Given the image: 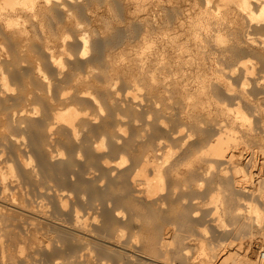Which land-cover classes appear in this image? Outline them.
<instances>
[{
	"label": "rangeland",
	"instance_id": "obj_1",
	"mask_svg": "<svg viewBox=\"0 0 264 264\" xmlns=\"http://www.w3.org/2000/svg\"><path fill=\"white\" fill-rule=\"evenodd\" d=\"M0 1H3V0H0ZM63 1L64 0H62V2ZM149 1L150 2L146 4L145 8H143L142 10H139L137 6L135 5L138 2L137 0H73V1L65 0L63 2L65 5H62V6L60 3L61 0H58V1L56 0L55 3H53L52 10L49 11L50 16L48 14L46 16L47 21L45 22L48 23V27H47V24L44 23L46 27H44L43 29L42 26H39L40 24L38 22L37 24L34 25V27L30 25L28 26V32L26 31L27 33L23 34V36L25 35L26 39L22 37L24 40L22 41V39L21 40L19 39L18 42L13 40L12 39L13 37L11 38V36L6 37L7 36L5 32L6 30L0 27L1 29H3V32H5V35H4L2 30L0 29V33H1L0 34V55H1L0 57L4 63L6 62L5 63L6 66H4V69L6 71L5 72L6 76H8L7 78H9L7 81H9L8 83L11 84V86L13 85L12 88L15 89V90L8 91L9 93L5 92L3 94L4 97L2 96V94L0 96V157H1L0 158V173L2 172L0 174V179L2 180L3 177H5V179H8L10 177L7 180V183H8L7 185L9 186L7 187L8 192H9L7 194L9 195H4L5 193L2 194L3 193V191H1L2 184L0 183L1 185L0 186V201H4L3 197L7 198V201L8 199L11 200L12 197L13 198L19 197V199L17 198L16 199L17 200L21 199L20 202L25 201L26 203L24 204L28 203L29 205L31 203L34 206L37 205L38 207L35 206L34 209L35 210L36 208L40 209V210L39 209L36 210L37 214H39V211H40V214H39L40 216L44 214L42 216L43 221L41 225L45 228V230L43 229L44 231L42 229H41L42 231L39 230L40 232H44V233L40 234V232H38L39 234H36L37 236L36 235L35 236L36 237L40 236V238L36 239L34 235L33 236L31 235L32 237L30 236V234L29 236H27V234L24 232L25 231L24 226L30 225L36 220L35 219L32 222V220L28 219L30 215L25 214L24 218H25L26 223L27 222L30 223V221L32 223L30 224L25 223L26 224L25 225L23 222L24 221L23 219L21 220L22 223L20 222V224L24 226L22 225L19 226V224L17 223L15 225V223H12L15 225V226L13 225L14 226L13 227L11 223H8V225L9 224L11 225L9 227L6 223V226L8 227H5V222H3L4 223L3 224L1 221L0 229L2 228V230L0 231V233L2 231L3 232L0 234L2 235L0 238V242L1 243L3 242L2 244H4L7 249L3 250L5 247H2L4 245H1L0 243L1 247L3 248L0 250V264H27V263L28 264H148V263L149 264H155V263L160 264L159 262L154 263V261L149 260L148 258L149 252H147L148 253L147 254L146 253L147 250L142 249L144 248L143 243H142L143 237L141 235L142 232L140 231H142L141 226L145 222L146 218H147V221L153 222L154 220V222L155 221L157 222L159 219L161 221H163V219L165 220V217L167 218L165 221L169 222L168 225L170 224H171L170 226L174 225L175 227L174 226L172 227H174L175 229L177 228V231H179L178 229L180 228V231H179L180 234L182 236L184 235L183 239L181 238L182 236H178L179 232H176L177 235L175 237L177 238H175L174 235L173 237L172 235L170 236L169 240L171 241L175 240L171 242V245L168 244L170 245L169 247H171V249L169 248L168 251L172 252V253L170 252L172 254L171 258L174 259V260L170 259L171 261H174V263L172 262V264H193V263L200 264L201 260L203 259V256L202 254H200L201 250L199 249V246L203 239H204L203 242L207 244L213 243V245L216 246L215 248V246L212 245L215 248V250L217 249V247L219 248L215 251L217 252V257L212 259L216 263H212V264H222L220 262L223 260L224 257H226L227 254H225V252L227 248L228 249L230 248L239 249L240 250L239 253H241V256H242L243 253L247 250L249 240L252 238H253L252 239L253 246L251 247L250 256L252 260L257 261V264H259V261H263V260H260V258L258 257V250H260L261 246L263 247L264 245V218L260 222L249 219L250 212L248 210L247 205L249 202H256L259 204L260 208L264 209V201L263 202L261 201L262 196H264V155H263L264 154V42H263L264 23H260V22L258 23L256 22V20H254L255 22L250 21L249 18L245 19L246 17L243 18L245 21L243 22L244 23L243 25H246V24L247 25L243 26L242 29H240L241 32L239 33L241 34L239 37L240 38L242 37L245 40L244 38L246 37L245 31L249 28L248 31H250V35L253 36V39L256 40L255 41L256 43L252 42L250 47H247L244 42L243 43L245 45L242 43L241 44L242 46L241 45L238 46L235 43H233L229 47L227 46V49H230V51L233 53L235 52L234 53L235 57H233L232 59L230 58L231 60L223 59V58H226V57L229 58V57L227 55L225 56V54L221 52V49H219L217 45H212L213 42H210L208 44V47L210 46L212 48L211 50V48L209 47L210 48L209 50H211L212 52H214L215 50V52L219 54L218 57L224 54L223 57H220L221 63L219 67H216L218 66L217 63H214V61H209L210 59H208L206 63L211 64V65H207L208 69H213L215 67L220 68L222 64V66L225 67V68L222 67L223 70L224 69L226 70V71H223L221 69L220 72L218 70V73L216 72L217 70L215 69L211 70L212 73L209 72L208 74L209 83H210V79L214 81V83L212 81L211 82L215 85L213 86L216 89L214 87L212 88H214L215 92L218 93L216 95L217 97L220 94L219 96L223 98L222 100L224 101V104L226 101L227 105H229L228 109L230 108L231 105L234 106L235 104H236L235 108L233 107V109H236L240 103V105L244 108V110L242 107L239 106L240 109H242L243 112L248 111L246 112L247 114L245 113L248 116V119L246 118L247 120H240V119H245V118H240L238 116L236 118L237 114L235 110L233 109L232 111L231 109L229 111L235 112V113H231L227 111L223 112L222 105L225 107L226 104L224 105L223 102L221 101L222 103L221 102L218 103V106H221L220 108L216 106L217 104L215 105L211 104V106L209 107L208 105H204L202 106L204 108L200 107L199 112L201 114L199 112L197 114H198V119L200 118L199 120L201 121V126H199L200 130H197L198 126H196L197 128L196 127L187 128V127H192L191 124L187 123V120H186V124H188L187 126H185L186 124H182V123H185L184 122L185 118L183 120V116L185 112L183 110L186 109V106H185L186 103L182 105V103L184 102L181 96L183 95H180L179 92L178 94L176 93L177 91H180V89L182 90V87L185 86L187 81H189V83L187 82L188 84H186V86H188L190 89H193V90L196 89L197 79L196 78L194 79L195 77L194 75H193L194 77L192 78V75H191L193 72L195 73L196 67L194 66L195 68L193 67L194 69L191 68L190 70L189 66H191V64L188 65V67H187V64H184L183 66L185 67L183 68L185 69L184 70L180 69L185 72V73L182 72L183 74L189 73L191 75L189 78L190 80L187 79V81H181L185 83V84H182V86H181V82H179L180 80L183 79V76H185L179 70L180 68L179 64L182 65V63H179V64L175 63L176 65L172 63L174 66L173 67L171 66V68H174L175 66H177L175 68L179 67L178 70L177 69L172 70L169 68L174 73L176 71L177 73L179 72L178 74L179 78L182 76V79L177 78L178 77L176 75L177 73L175 74L172 73L174 74L172 75L170 74L171 72L168 73L170 78H167L168 74L167 73L165 74L164 72L160 71L161 69H159L160 67L158 65L160 63L156 64V62L158 61H156V58L153 55L154 47L152 46L153 50L152 49L149 50L146 47V44L144 46V40H145L144 36L146 34V31H145V24L143 23V18L146 17V18L152 19L153 14H154L153 3L151 4V0ZM199 1H200V4L204 2V0L202 1L199 0ZM59 4L61 7L59 6ZM95 5L98 6V8H95L96 7ZM165 7H167V5H165ZM168 8L167 9L165 8V10H167L165 12H168V15L171 17L167 15L166 16L169 20L172 21L173 19L172 17L174 16V14L170 10L171 8L169 5H168ZM48 17H51L50 18L51 20L48 21L49 19ZM35 20L37 21L38 19H35ZM244 27L246 29H244ZM45 31L47 34L45 33ZM48 31L49 33L51 32L50 37L48 35L49 34ZM52 33L53 34L56 33V35L54 36ZM47 35L48 37H46ZM85 36L88 38H84ZM15 38L16 40H18L17 36H15ZM82 38H84L85 40H82ZM84 41L86 42L85 44H84ZM141 44L143 45L140 46ZM52 50H54L53 53H52ZM220 52L222 54H220ZM106 54L108 57L106 56ZM227 54L229 53L227 52ZM246 54L248 55V57ZM52 55L53 56L55 55V57L53 58ZM141 56L143 57V58H140L142 61L138 59L139 62L137 63V58ZM244 56H246V58H244ZM54 59L56 60V62ZM57 59L59 60V62ZM149 60L151 61V63ZM242 60L244 61L247 60V63H248V65L246 64L247 67H245L246 65L241 63ZM152 62L155 64H153ZM135 63L136 65H138V67L135 65ZM139 63L141 65L140 68H139ZM39 65L41 69L39 68ZM130 65L132 66L131 68H130ZM242 65H244V67ZM249 65L252 68L251 67L248 68ZM43 66H44V69H43ZM146 66L148 67V69L144 71V68H147ZM210 66H212V68H209ZM116 67H118V69H116ZM186 67L189 69H187ZM37 68L40 69V72L39 70H37ZM112 68H115L118 73ZM141 68L143 69L144 72L141 71L142 70ZM230 68L231 69L233 68V69L231 70ZM245 68L253 70L252 73H249L250 71L248 72V69L246 71ZM41 70L43 72H41ZM150 70L153 71L152 75H151ZM188 70L190 72H187ZM146 72L148 73L146 74ZM154 73L157 75H154ZM160 74L163 75V77L165 76V78H167V79L164 78L165 80L163 79V82L164 81L168 82L170 80L169 83L167 84H171V85L168 87L166 84L168 89L162 86L163 83L161 82H162L163 77L160 76ZM158 75L162 77L160 79L161 84L158 81L159 78H155L156 76L159 77ZM86 76L90 77L94 83L99 84L100 86L101 85L104 86L105 84L107 85L108 84L107 80H110V82L108 81L109 84L107 85V87L110 85L109 86L110 88H107L105 86L107 90L101 89L100 91V89L95 90V88L88 89V87L87 88L85 87L86 88L85 90H88L86 92H89V91L91 92L89 93L83 92V94L81 93L79 95H76L75 94L76 92L74 91L76 90L75 85L81 82L79 80L80 77L84 78ZM149 76L150 77L155 76L153 78L157 80L153 79L155 80L154 82L157 83L158 81L159 83L158 85L155 84L157 87L160 88V90L159 88H157L158 91L155 90L156 88H155L154 83H153V86L155 89L151 85L155 93L152 91L150 86H148L151 84V83L148 84V82H150V80L152 79V78L150 79ZM217 76L218 77L221 76V79L218 78ZM172 77H174V80H172ZM60 78H61V81H59ZM176 79H178L177 80L178 82H174ZM218 79L220 80L217 81ZM222 79H224L225 81ZM145 80L147 84L145 83ZM153 80H151V82H153ZM192 80L193 81L195 80V81L193 82ZM222 81L224 82V84ZM25 82H27L26 84H29V85H25ZM170 82L174 84L177 83L179 86H181L180 88L177 85L180 89L176 85L174 86V87H177L174 89L175 91L177 90L175 94H174V91L171 90L173 89L172 86L174 84ZM219 82H221V84ZM226 82L230 83L231 85L230 89H234L233 93H232V90H230L232 94L230 93V91H228L229 88H227V86L229 87V85H226L225 87ZM46 83L50 84L51 88L49 85L48 87ZM55 83L56 85H54ZM79 85L80 83L78 84V86ZM159 85H161V87ZM71 86H73L74 89L72 88L71 90ZM212 88H211V91H212ZM50 89L52 90V92ZM0 90H1V87H0ZM94 90L97 92H95ZM167 90H169L168 93H167ZM170 90L172 91L173 96H171ZM61 94L63 95V97H65V95L68 97L62 98ZM181 94H183V92H181ZM159 99L160 100L163 99V101L161 102ZM218 99H220V97H218ZM116 100L117 102L115 103ZM62 102L65 104H62ZM53 104L56 107H54ZM175 104H177V106ZM183 106L185 108H183ZM61 108L63 111H65L64 109L74 108L77 112H79L77 113V116H76V120H75L76 122H74V124H76L74 126V128H76L75 130L71 126H69L68 123H66L65 121L63 120L60 121V118H55L56 116H54L55 114L53 113H56V111H59ZM219 109H222V111H220ZM22 110L25 112L22 113L21 112ZM62 110L61 112H63ZM13 112H17V114L13 116ZM58 113L59 112H57L56 114ZM181 113L183 114L181 115ZM208 113L211 115V117ZM246 115L245 117H247ZM17 117L18 118L20 117V121L18 120ZM180 118L182 119L180 120ZM56 119H59V120H56ZM165 120L167 121L165 122ZM243 122L245 123V125H243ZM164 123L165 124L167 123V124L162 126L161 124H164ZM224 124H225V127H224ZM230 124L231 125L233 124V125L231 126ZM51 125L53 127H50ZM118 125L119 126L121 125V127L119 128ZM183 125L184 127H182ZM198 125H200V123H198ZM227 125L228 127H226ZM201 127L204 130L201 129ZM217 127L220 128V130ZM230 127L233 129H230ZM222 128H224V130L225 128L227 129L229 128L230 130H233V132L236 130L235 135H238V140H234L236 143H234V141L232 140L234 143L233 145L232 141L230 140L231 145L229 143L228 144L229 146L227 145L228 147L225 148V152L223 151L224 155L222 156L223 157L225 156L227 159L226 158L224 159L222 156L219 157V155L217 156L214 154L205 155L203 162H206V163L202 164L201 163L202 161H199V163L202 164L203 168L201 164L199 165L202 169L206 170V173L200 168L201 170H199L198 176L203 171L205 175L202 173L203 177H202V174H201V177L202 178L205 177L206 179L204 178L205 180L203 182V179L201 177H198L200 178V184H201V186L199 185L200 187L198 186V183L194 182L195 183L194 186L192 183H191L192 186H189L191 189L186 188L188 187L186 185L187 179H185V175L187 173L186 172L187 162H184V161H187L185 160L187 159V156L185 152H181V151H184V149L188 146L189 143L190 145L191 144L193 145L195 142L197 145L194 144L193 147L196 146V148L197 146L199 148L198 144L200 143L202 144V145L200 144V148L201 146L204 147L205 144L209 145L212 134L215 133L214 136L216 137V135H218V133L222 130ZM176 129L177 131H175ZM180 129H182V131ZM224 130L221 132L224 133L225 135L226 132ZM74 131L76 132V134ZM174 131H175V134H174ZM242 135L243 137H241ZM155 136H159V138L156 137L155 139ZM182 136H184V138ZM165 138L166 139L168 138V139L166 140ZM157 139L158 140L160 139L163 142H161L160 144L161 146L158 147L159 150H155V148L158 149L157 146L154 148L151 147V149H154L156 151L157 153L156 154L155 151L151 150L149 146H151L153 143L155 144L156 142H152V141L153 140L155 141ZM177 139H179L180 141ZM184 139L187 140L188 142H187V146L185 145L184 149H182L180 147H183L182 145L184 143L183 142ZM200 140L203 142H201ZM207 140L208 142H206ZM177 146L179 147V149ZM17 147L21 151V154H22L21 158L23 157L22 159L19 158L20 153ZM168 147H170L171 149H169ZM146 148L150 155L151 153H153L152 151H154V154H152L151 157L148 154V152L144 151ZM149 149L151 150V152ZM167 149H168V152H165L167 151ZM176 149L179 152H176V151L174 152V150ZM3 151L4 152L6 151V152L4 153ZM142 151H144L148 155V157H150L149 161H152V159L153 160L155 159L156 162L161 161V159H163L162 158L163 155L167 156L168 153L172 152L173 153L172 157L171 159H169L170 161L172 160L170 164L174 165V167L179 165L178 166L179 170L176 169L175 167L176 170L175 172H173V176H172V177H175L177 180L175 178L167 179L166 177V179H164L165 181H163L164 190L160 189L158 193L155 192L154 194H151L152 196L149 195L150 197H147L148 195H147L146 189L148 188H147V185L145 184L146 182H144V180H146L147 177L141 176L142 180L139 178L138 179L139 181L137 180L135 183L132 182L131 180V178L133 177L132 175H134L137 172V170H139L138 168H140L141 166L138 163L140 157L136 158L137 157L136 154L139 153L140 155V152ZM232 151L235 152V155H234L235 158L233 157V159H231V157L234 154ZM164 152L166 153V155ZM155 154H156L157 160L155 157H152ZM230 155L232 156L230 157ZM250 155H251V158H250ZM170 156L171 154L169 155V157ZM180 156L182 158H185V157L186 158L182 159ZM207 157L211 159L210 160L211 162H209ZM122 158L124 159L126 158L125 159L126 161L124 162V164L122 163L123 166L122 165L120 166V164L118 163H120ZM216 159H219V160H216ZM180 161H182V163H180ZM236 161H239L240 163L242 162L241 165L244 166L242 167L243 173L241 174L240 172L242 171L236 172L235 170L234 165ZM108 162H109V165H108ZM176 162L177 163L179 162V163L176 164ZM149 163H152V162H149ZM25 164H27L26 167H25ZM151 166L152 164H150L148 167L146 166L145 168L146 169L145 173L147 171L146 173L147 175L152 174ZM33 169L34 171L31 172ZM9 170L10 172H8ZM5 172H7L8 174ZM149 175H148L149 178L153 177V175L151 176ZM222 175L224 176V179H227V178L230 179L231 184L234 182L236 183V184L235 183L232 184L233 188L232 187L231 188L233 190L231 189V191L232 193L235 194L236 200L239 201L238 205L240 204L239 206L240 207L242 206L243 208L242 209L243 212L241 213L239 219H235L233 216H229L231 214L229 212H226L223 208L224 206L222 202H224V200L225 201L227 200L226 194L224 193L226 192L227 188H225L226 186L223 188L224 185L222 183H224L223 182L224 180H223ZM178 178L180 180H178ZM182 178L183 180H181ZM18 179H19V182L17 181ZM220 179L222 180V182L219 181ZM240 179H242L243 182ZM140 180L142 181V183L140 182ZM170 180H173L174 182ZM180 181L185 182L186 187ZM173 183L175 184L176 187L178 186V188H175ZM220 183L222 185H220ZM218 184L221 188V191L219 189V186H216ZM13 185L14 186L16 185V187H14ZM171 189L173 190V192H171ZM175 189L176 190L178 189V190L176 191ZM175 191L177 194L174 193ZM216 191H218V193L220 191L219 193L220 198L218 200L217 199L218 195H217V198L215 200L217 201V204L215 201H214L215 202L214 204V202L212 201V196L218 194ZM229 191L227 190L226 193H229ZM12 192L16 193V196L14 195V193H13L14 195L13 196L11 194ZM10 194L12 196H10ZM198 194L199 196L194 198ZM237 194H239V196ZM9 196L11 199L9 198ZM222 196L223 198H221ZM237 196L239 197V199H237ZM126 197L127 198L129 197L130 199H134L133 201H137V202H134V203H137L135 204L136 206L133 205L136 208L135 207H133V209L132 207L128 208V206H126L127 203L124 204L123 199H125ZM159 198H162L163 200L164 199L165 200L163 201L161 199L162 200L161 201ZM157 199L159 202L156 201ZM166 199H168L169 202H166V204H164ZM26 200L29 202H27ZM209 204H213V205H209ZM31 206L32 205H29V208L27 207L28 209H30V211H31ZM236 206H237V203H236ZM41 208H43L45 211ZM181 208L183 209L181 210ZM34 209L32 208V211L35 212ZM178 210H181V211L178 212ZM183 210L185 212L184 215L182 214ZM205 210H208V211L204 212ZM224 211L226 213H224ZM76 212L81 215L79 216L82 218L81 220L82 222H78V223L76 222L75 219L76 217H78ZM192 212L194 213L192 214ZM195 212L197 215H195ZM175 213L177 214L180 213L183 216L180 217V215H176ZM206 213L208 216L206 215ZM210 213L211 215H209ZM213 213H216V215L219 214L218 215L219 217H217ZM164 214H166L167 216H165ZM32 215H35V214H32ZM174 215L176 217H174ZM187 216L188 218H192V217L193 218L191 220L190 219L188 220ZM220 216L223 217L222 219H223V222H225L224 224L221 221L222 219H220L221 218ZM33 217H36V216H32L30 218L33 219ZM46 217L48 218L45 219ZM36 218L38 222L39 217H36ZM50 218H51V221H50ZM173 218L174 219L176 218V219L173 221ZM182 218L183 219L185 218L184 219L185 222L182 221L183 220ZM179 219L181 220V222ZM196 219L198 220L196 221ZM245 219L249 220V222H247V220L245 221ZM46 220L52 223L47 224V225L43 224L44 221ZM169 220L173 222L174 224L170 223ZM218 221L220 225L219 223H217ZM244 221L246 225L243 224ZM49 222L46 221L45 223H49ZM126 222H128L127 225H126ZM82 223H84L85 226H81L83 225ZM89 223L90 225L88 226L89 228L88 229L87 224ZM130 223H132V225ZM2 226L4 228H8V230L9 228L12 227L13 228V229L11 228L12 231L16 227L14 232L21 234V236L19 235L18 237L17 235L16 238L11 237L10 235H7V234L6 236L5 234H3L4 230ZM191 226L193 227L191 228ZM17 227L19 228V230ZM40 228L42 227L40 226ZM78 229L86 230L90 232L91 234L90 233L89 234L91 236L86 235L87 236L86 237L85 234L83 235V233L81 232L83 236L81 235L82 238H80L81 237L80 230ZM120 229H121L122 234L123 232L125 234V235L121 234L123 237L120 236V233H121L119 231ZM77 231H79V235H77L78 234ZM21 232L22 233L24 232V233L22 234ZM117 232L121 239V240L118 239V241H116L115 239V233L117 234ZM198 233H199V236L197 235ZM189 234L194 235V236H191ZM137 236L139 240L137 239ZM179 237L182 240V241L179 240V242L181 241V243L182 242L187 243L191 249V250L189 249L190 251L188 250L189 253L187 256H185V258H189L188 260L184 259L182 255H180L181 257L177 255V258H176V254H174L179 249L178 248L179 245L181 246L184 245V243L179 244V242H177V240L180 239ZM185 237L189 239L187 240V238ZM184 239L186 240L183 241ZM35 240H37V244H39L40 242L39 247L35 246L36 242L31 243V242H34ZM132 240H134L136 243ZM49 242H50V245H46ZM19 243L21 244L19 245ZM133 244L134 245L136 244V245L134 246ZM187 244L185 245L187 246ZM6 245H9V246L7 247ZM26 245L27 247H25ZM174 247L176 248V250L174 249ZM20 248L22 250H19ZM133 251L135 253L137 252L138 255H136ZM206 251L208 252L209 249H207ZM144 253H145V256H144ZM141 256L143 257L141 258ZM175 259H177V261H175ZM179 259H183V260H179ZM171 261L169 264H171ZM225 264H240V263L231 261L230 263H225Z\"/></svg>",
	"mask_w": 264,
	"mask_h": 264
},
{
	"label": "bare ground",
	"instance_id": "obj_2",
	"mask_svg": "<svg viewBox=\"0 0 264 264\" xmlns=\"http://www.w3.org/2000/svg\"><path fill=\"white\" fill-rule=\"evenodd\" d=\"M55 1L56 0H54V2H53V0H3V1H0V24L3 26H1L0 25V27L1 28H4V30H6L5 32H6V37H10L11 36V38L13 39V40H15V41H19V39L21 40L22 39V41L24 40L23 38H25V35L23 36V34H26L27 32H28V26H30V25H32L33 27H34V25L35 24H37V22L40 24L39 26H42L43 27V29H44V27H46V25L45 24H47V27H48V23H46L45 21H47V18H46V16H47V14L50 16V14H49V11H51L52 10V6H53V3H55ZM58 1V0H57ZM65 1V0H64ZM63 1V2H64ZM73 1V0H72ZM138 2L135 4L136 6H137V8L139 9V10H142L143 8H145V6H146V4H148L150 1L149 0H137ZM202 1V0H201ZM62 2V0H61V6L62 5H65L64 3ZM93 2V1H92ZM57 3H59V2H57ZM153 3V11H154V14H153V18L152 19H149V18H143V23L145 24V31H146V34H145V36H144V38H145V40H144V46H145V44H146V47L150 50V49H152L153 47H154V56H155V58H156V61H158V62H156V64L157 63H160V64H158L159 65V69H161L160 71H162V72H164L165 74L167 73H170V74H172V73H174L172 70L173 69H177L178 70V68H179V70L180 69H182V70H184L185 68H183V67H185V66H183L184 64H187V67H188V65H190L191 64V66H189V68H190V70H191V68L192 69H194L195 67H196V70H195V73L193 72L192 73V71H191V75H192V78L194 77V79L196 78L197 79V87H196V89L195 90H193V89H190L188 86H186V84H188L189 83V81H187V79H189L190 78V74L189 73H186V74H183L182 72H184V71H182V70H180L181 71V73L183 74V75H185V76H183V79H182V76L180 77L182 80H180L179 82H181V81H187L186 82V84L185 83H183V82H181V86H182V84H185V86L184 87H182V90L180 89L181 88V86H179L177 83H172V82H170V83H172V84H174L172 87H173V89H171L172 91H174V94H175V92L177 91H175L174 89L175 88H177L178 86L180 87H178L179 89H180V91L181 92H183V94H181V92L180 91H177L176 93L178 94V92L180 93V95H183V96H181L182 97V100H183V102L184 103H182V105L183 104H185V106H186V109L185 110H183L185 113H184V116H183V120H184V118H185V120H184V122L185 123H182L183 122V120H182V124H186V120H187V123H189V124H191V126L192 127H187V128H193V127H196V126H198V128H197V130H200L199 128V126H201V121L198 119V112L200 111V107L201 108H204V107H202V106H204V105H208V107L209 106H211V104H217L216 106H218V103L219 102H223V104H224V101L222 100L223 98H221V96H219L218 95V97H220V99H218V97L216 96L218 93H216L215 92V85L213 84L214 83V81L213 80H211L210 79V83H209V80H208V78H209V76H208V74H209V72H211L212 73V71L211 70H213V69H215V70H217L216 72L218 73V70H219V72L221 71V69L223 70V68H225V67H223L222 66V64H221V66H220V68H216V67H219V65H220V63H221V60H220V57H223V55L225 54V56L227 55L229 58H223V59H229V60H231L233 57H235L234 55V53L233 52H231L230 51V49H227V46L229 47L230 45H232L233 43H235V44H237L238 46L239 45H241L243 42L246 44V46L247 47H250L251 46V43L253 42H255L256 40H254L253 39V36H251L250 35V31H248V29L245 31L246 33H245V36L246 37H244L245 38V40L243 39H241L239 36H240V34L241 33H239V32H241L240 31V29H242V27L243 26H246V25H243L244 23L243 22H245L244 21V19L243 18H245V19H247V18H249V20L250 21H254V20H256V22H260V23H264V0H204V2L202 3V4H200V1L199 0H151V4ZM91 4V3H90ZM99 5V4H98ZM165 5H167V7H165ZM168 5L170 6V10L172 11V13L174 14V16L172 17L173 19H172V21L171 20H169L168 18H167V16H169L168 15V12H165V11H167V10H165V8L167 9L168 8ZM59 6H60V4H59ZM60 6V7H61ZM67 6V5H66ZM87 6H88V4H87ZM96 6V5H95ZM92 7V6H91ZM94 7V6H93ZM70 8V7H69ZM90 8V7H89ZM95 8H98V6H96ZM54 9V8H53ZM71 9V8H70ZM70 9H68V10H70ZM88 9V8H87ZM169 9V8H168ZM92 10V9H91ZM52 13V12H51ZM165 13H167V14H165ZM97 14V13H96ZM70 15V14H69ZM71 15H72V13H71ZM167 15V16H166ZM66 16V15H65ZM54 17V16H53ZM70 17H72V16H70ZM76 17V16H75ZM169 17H171V16H169ZM45 18H46V20H45ZM49 19H48V21L49 20H51L50 18L51 17H48ZM35 19H38L37 21L35 20ZM171 19V18H170ZM74 20H76V19H74ZM60 21V20H59ZM68 21V20H67ZM141 21V20H140ZM105 22V21H104ZM255 22V21H254ZM45 23V24H44ZM78 23H79V21H78ZM111 23V22H110ZM43 24H44V26H43ZM52 24V23H51ZM106 24V23H105ZM65 25V24H64ZM107 25H108V23H107ZM249 25V24H248ZM259 25V24H258ZM60 26V25H59ZM63 26V25H62ZM66 26V25H65ZM64 26V27H65ZM67 27V26H66ZM106 27V26H105ZM0 28V29H1ZM50 28V27H49ZM62 28V27H61ZM30 29H32V28H30ZM106 29V28H105ZM244 29H246L245 27H244ZM2 30V32H3V29H1ZM42 30V29H41ZM49 30V29H48ZM66 30V29H65ZM144 30V29H143ZM27 31V32H26ZM30 31V30H29ZM47 31V30H46ZM46 31H45V33H46ZM55 31V30H54ZM5 32H3V34L5 35ZM31 32V31H30ZM62 32H64V31H62ZM45 33H44V35H45ZM48 33H49V31H48ZM51 33V32H50ZM50 33L48 34L49 35V37H50ZM1 34V33H0ZM47 34V33H46ZM53 34V33H52ZM51 34V35H52ZM57 34H59V33H57ZM48 35L46 36V37H48ZM54 36L56 35V33H54L53 34ZM52 35V36H53ZM15 36H17V39L18 40H16V38H15ZM63 36H64V34H63ZM243 36V35H242ZM23 37V38H22ZM142 37V36H141ZM84 38H88V37H84ZM84 38H82V40H85ZM26 39V38H25ZM56 39V38H55ZM253 39V40H252ZM3 40V39H2ZM142 41V40H141ZM2 42V41H1ZM25 42V41H24ZM30 42V41H29ZM51 42V41H50ZM60 42V41H59ZM210 42H213V44L212 45H217L218 46V48L219 49H221V52H223L224 54H222L221 52H220V54H222V56H220V57H218V53H216L215 52V50H214V52H212L211 50H212V48H211V50H209L210 48L208 47V44L210 43ZM263 42H264V40H263ZM86 42L84 41V44H85ZM243 43V44H244ZM256 43V42H255ZM48 44V43H47ZM244 44V45H245ZM20 45H22V44H20ZM143 44H141L140 46H142ZM60 46V45H59ZM62 46V45H61ZM153 46V47H152ZM242 46V45H241ZM261 46V45H260ZM262 46H263V44H262ZM49 47V46H48ZM52 47V46H51ZM50 47V48H51ZM64 47V46H63ZM139 47V46H138ZM150 47V48H149ZM17 48V47H16ZM53 48H54V46H53ZM143 48V47H142ZM147 48H146V50H147ZM21 49V48H20ZM64 49V48H63ZM145 49V48H144ZM232 49V48H231ZM153 50V49H152ZM20 51V50H19ZM53 51L54 50H52V53H53ZM4 52V51H3ZM67 52V51H66ZM81 52H83V51H81ZM85 52V51H84ZM227 52L229 53V54H227ZM243 52V51H242ZM261 52H262V50H261ZM14 53V52H13ZM86 53V52H85ZM84 53V54H85ZM217 55H216V54ZM50 54H51V52H50ZM109 54V53H108ZM138 54V53H137ZM142 54V53H141ZM148 54V53H147ZM140 55V54H139ZM143 55V54H142ZM150 55V54H149ZM247 55V54H246ZM1 56V55H0ZM3 56V55H2ZM83 56V55H82ZM106 56H107V54H106ZM114 56V55H113ZM151 56V55H150ZM149 56V57H150ZM52 57L54 58L55 57V55L53 56L52 55ZM108 57V56H107ZM247 57H248V55H247ZM135 58V57H134ZM140 58H143L142 56L141 57H139V58H137V63L139 62V60H141ZM231 58V59H230ZM242 58V57H241ZM244 58H246V56H244ZM243 58V59H244ZM10 59V58H9ZM56 59V58H55ZM54 59V60H55ZM139 59V60H138ZM154 59V58H153ZM208 59H210L209 61H214V63H217V65L218 66H214L213 64V66L215 67V68H213V69H208V66L207 65H211V64H207L206 62L208 61ZM222 59V58H221ZM235 59V58H234ZM237 59V58H236ZM239 59V58H238ZM58 60V59H57ZM110 60V59H109ZM112 60V59H111ZM114 60V59H113ZM119 60V59H118ZM150 60H152V59H150ZM149 60V61H150ZM155 60V59H154ZM228 60V61H229ZM115 61V60H114ZM134 61V60H133ZM142 61V60H141ZM223 61V60H222ZM54 62V61H53ZM55 62H56V60H55ZM58 62H59V60H58ZM61 62V61H60ZM148 62V61H147ZM225 62V61H224ZM232 62V61H231ZM239 62H241V61H239ZM6 63V62H5ZM5 63L2 61V59H1V57H0V87H1V90H0V96H1V94H2V96L4 97V93L5 92H8V91H11V90H15L14 88H12L13 87V85L11 86V84H9L8 82L9 81H7L9 78H7L8 76H6V71H5V69H4V66H6L5 65ZM11 63V62H10ZM62 63V62H61ZM116 63V62H115ZM142 63V62H141ZM143 63H144V61H143ZM150 63H151V61H150ZM150 63H148V64H150ZM153 63V62H152ZM176 65V64H179V63H182V65L181 64H179V67L178 68H175V67H177V66H175L174 68H171V66L173 67L174 65ZM176 63V64H175ZM242 64H244V65H248V63H247V60L246 61H244V60H242V62H241ZM54 64V63H53ZM126 64V63H125ZM134 64V63H133ZM153 64H155V63H153ZM193 64H195V65H193ZM227 64V63H226ZM57 65V64H56ZM71 65V64H70ZM117 65V64H116ZM115 65V66H116ZM119 65V64H118ZM135 65H136V63H135ZM147 65V64H146ZM150 65H152V64H150ZM149 65V66H150ZM157 65V66H158ZM230 65H232V64H230ZM241 65V64H240ZM244 65H242L243 67H244ZM247 65L245 66V67H247ZM61 66V65H60ZM127 66V65H126ZM134 66V65H133ZM137 67H138V65H136ZM140 63H139V68H140ZM148 66V65H147ZM146 66V67H147ZM195 66V67H194ZM228 66V65H227ZM92 67V66H91ZM132 66L130 65V68H131ZM136 67V68H137ZM144 67H145V65H144ZM151 67V66H150ZM182 67V68H181ZM186 67V68H187ZM194 67V68H193ZM223 67V68H222ZM251 66L249 65V67L248 68H250ZM39 68L41 69V67H40V65H39ZM39 68H37V70H39V72H40V69ZM120 68V67H119ZM129 68V69H130ZM134 68V67H133ZM132 68V69H133ZM158 68V67H157ZM157 68H156V70H157ZM172 69V70H170V69ZM189 68H187V69H189ZM209 68H212V66H210ZM247 68V69H248ZM252 68V67H251ZM43 69H44V66H43ZM61 69V68H60ZM75 69V68H74ZM94 69V68H93ZM92 69V70H93ZM112 69H114L115 71H116V69H118V67H116V69L115 68H112ZM131 69V70H132ZM142 69V68H141ZM146 69H148V67L147 68H144V71H146ZM150 69H152V68H150ZM154 69H155V67H154ZM170 71H169V70ZM231 69V68H230ZM233 69V68H232ZM231 69V70H232ZM239 69V68H238ZM246 69V68H245ZM247 69H246V71H247ZM95 70V69H94ZM126 70H128V69H126ZM137 70V69H136ZM208 70H210V71H208ZM228 70H229V68H228ZM237 70V69H236ZM141 71H143V69L141 70ZM143 71V72H144ZM149 71V70H148ZM151 71V75L153 74L152 72V70H150ZM160 71H159V73H160ZM223 71H226L225 69L223 70ZM245 71V72H246ZM250 71V72H249ZM252 71L253 70H251V69H248V72L249 73H252ZM41 72H43L42 70H41ZM60 72V71H59ZM75 72V71H74ZM117 72V71H116ZM138 72V71H137ZM142 72V73H143ZM161 72V73H162ZM187 72H190L189 70L187 71ZM215 72V71H214ZM213 72V73H214ZM247 72V73H248ZM70 73V72H69ZM77 73V72H76ZM118 73V72H117ZM121 73H122V71H121ZM127 73V72H126ZM135 73V72H134ZM148 72H146V74H147ZM150 73V72H149ZM156 73V72H155ZM154 73V75H157V74H155ZM158 73V72H157ZM158 73V74H159ZM175 73H177V71L175 72ZM174 73V74H175ZM185 73V72H184ZM37 74H39V73H37ZM42 74V73H41ZM44 74V73H43ZM133 74V73H132ZM137 74V73H136ZM140 74V73H139ZM164 74V75H165ZM174 74H172V75H174ZM179 72L175 75L178 79H180L179 78ZM46 75V74H45ZM71 75V74H70ZM73 75H75V74H73ZM72 75V76H73ZM86 75V74H85ZM135 75V74H134ZM138 75V74H137ZM142 75V74H141ZM172 75H170V76H172ZM181 75V74H180ZM194 75V76H193ZM220 75H222V74H220ZM59 76V75H58ZM69 76V75H68ZM132 76V75H131ZM145 76V75H144ZM159 76V75H158ZM160 76H162L163 77V75H161L160 74ZM155 77V76H149V78L151 79V80H153V79H155V78H159V83H160V79L162 78V77ZM174 76V77H175ZM211 76V75H210ZM214 76V75H213ZM225 76V75H224ZM245 76V75H244ZM24 77V76H23ZM40 77V76H39ZM43 77V76H42ZM153 77H155V78H153ZM174 77H172V80H174ZM218 77V76H217ZM46 78V77H45ZM65 78V77H64ZM79 78V77H78ZM81 78V77H80ZM79 78V80L81 81V82H79L80 83V85L78 86V84H76L75 85V89L76 90H74L76 93V95H79V94H83V92H86V91H88V90H85L87 87H88V89L89 88H91V89H93V88H95V90L97 89V90H99L100 89V91H101V89L103 90V89H106V87H107V85L109 84V82H110V80H107V85L105 84L104 86L103 85H99V84H96V83H94L92 80H91V78L90 77H88V76H86V77H82L81 79ZM130 78V77H129ZM132 78V77H131ZM133 78H135V77H133ZM140 78V77H139ZM148 78V79H149ZM165 78V76L162 78V82L161 83H163L162 84V86L163 87H165L166 89H168V87L171 85V84H167V83H169V81L167 82H163V79ZM167 78H170L169 77V74H168V77ZM167 78H165V79H167ZM218 78H220L221 79V76H219ZM222 78H223V76H222ZM225 78V77H224ZM41 79V78H40ZM42 79H44V78H42ZM68 79V78H67ZM66 79V80H67ZM108 79V78H107ZM148 79H146V80H148ZM149 79V80H150ZM164 79V80H165ZM178 79H176L174 82H178L177 80ZM220 79H218L217 81H219ZM226 79V78H225ZM229 79V78H228ZM58 80V79H57ZM76 80V79H75ZM78 80V79H77ZM134 80V79H133ZM143 80V79H142ZM141 80V81H142ZM146 80H145V83L147 84V82H146ZM151 80H150V82H148V84H150V85H148V86H150V88L152 89V87L154 88V86H153V83H154V85L156 84V85H158L159 83H158V81H157V83H155L154 81L155 80H157V79H155V80H153V82H151ZM171 80V81H172ZM190 80V79H189ZM222 80H224V79H222ZM227 80V79H226ZM59 81H61V78H60V80ZM109 81V82H108ZM131 81V80H130ZM139 81V80H138ZM193 81V80H192ZM195 81V80H194ZM193 81V82H194ZM208 81V82H207ZM213 83H212V82ZM225 81V80H224ZM228 81V80H227ZM24 82V81H23ZM29 82V81H28ZM223 82V81H222ZM27 82H25V85H29V84H26ZM41 83V82H40ZM144 83V82H143ZM142 83V84H143ZM144 83V84H145ZM160 83V84H161ZM212 83V84H211ZM220 84H221V82H219ZM24 84V83H23ZM44 84H45V82H44ZM47 84V83H46ZM140 84V83H139ZM166 84H167V86H166ZM180 84V83H179ZM195 84V83H194ZM217 84V83H216ZM223 84H224V82H223ZM222 84V85H223ZM50 86V84H47V86ZM54 85H56V83L54 84ZM61 85V84H60ZM151 85H152V87H151ZM155 85V90L156 91H158V89L157 88H159V87H157ZM177 86V87H174V86ZM193 85V84H192ZM212 85V86H211ZM214 85V86H213ZM226 85H229V87L227 86V88H229V90L228 91H230V90H232V93H233V90L234 89H230L231 88V85H230V83L229 82H226V84H225V87H226ZM42 86V85H41ZM48 86V87H49ZM104 88H103V87ZM106 86V87H105ZM110 86V85H109ZM107 87V88H110V87ZM160 87H161V85H159ZM191 86V85H190ZM224 86V85H223ZM30 87V86H29ZM45 87V86H44ZM53 87V86H52ZM57 87V86H56ZM86 87V88H85ZM171 87V88H172ZM193 87V86H192ZM191 87V88H192ZM212 87H214V88H212ZM28 88V87H27ZM31 88V87H30ZM47 88V87H46ZM50 88H51V86H50ZM55 88V87H54ZM59 88V87H58ZM58 88H56V89H58ZM72 88L74 89V87L73 86H71V90H72ZM211 88H212V91H211ZM48 89V88H47ZM162 89H164V88H162ZM178 89V90H179ZM31 90V89H30ZM41 90V89H40ZM51 90V89H50ZM54 90V89H53ZM64 90V89H63ZM94 90V91H95ZM107 90V89H106ZM159 90H160V88H159ZM170 90V92H171V96H173V94H172V91ZM214 90V91H213ZM62 91V90H61ZM114 91V90H113ZM152 91H153V89H152ZM28 92V91H27ZM32 92V91H31ZM30 92V93H31ZM51 92H52V90H51ZM89 92H91V91H89ZM89 92H86V93H89ZM95 92H97V91H95ZM105 92V91H104ZM154 92V91H153ZM169 92V90H167V93ZM216 93V94H214V93ZM218 92V91H217ZM9 93V92H8ZM33 93V92H32ZM36 93V92H35ZM64 93V92H63ZM66 93V92H65ZM93 93V92H92ZM114 93V92H113ZM112 93V94H113ZM155 93V92H154ZM165 93V92H164ZM164 93H162V94H164ZM211 93H213V94H211ZM229 93V92H228ZM230 93H231V91H230ZM231 93V94H232ZM237 93V92H236ZM85 94V93H84ZM99 94V93H98ZM34 95V94H33ZM57 95V94H56ZM55 95V96H56ZM62 95V94H61ZM109 95V94H108ZM159 95H161V94H159ZM45 96V95H44ZM157 96V95H156ZM164 96V95H163ZM2 97V98H3ZM61 97V96H60ZM65 97H68V96H66L65 95ZM65 97H63V95H62V98H65ZM107 97V96H106ZM160 97V96H159ZM214 97H215V99H214ZM216 97H217V99H216ZM226 97V96H225ZM72 98V97H71ZM156 98V97H155ZM236 98V97H235ZM55 99V98H54ZM68 99V98H67ZM97 99V98H96ZM165 99V98H164ZM173 99V98H172ZM231 99V98H230ZM52 100V99H51ZM57 100V99H56ZM63 100V99H62ZM160 100V99H159ZM171 100V99H170ZM233 100V99H232ZM240 100H241V98H240ZM64 101V100H63ZM72 101V100H71ZM156 101V100H155ZM161 102L163 101V99L162 100H160ZM165 101V100H164ZM230 101V100H229ZM234 101V100H233ZM232 101V102H233ZM248 101H250V100H248ZM117 102V100L115 101V103ZM221 102V103H222ZM255 102V101H254ZM52 103H53V101H52ZM69 103V102H68ZM113 103V102H112ZM114 103V104H115ZM156 103V102H155ZM159 103V102H158ZM221 103H220V105H221ZM237 103H239V102H237ZM56 104V103H55ZM62 104H65V103H63L62 102ZM180 104V103H179ZM225 104L227 105V103H226V101H225ZM224 104V105H225ZM51 105V104H50ZM69 105V104H68ZM156 105V104H155ZM176 106H177V104H175ZM226 105H225V107L222 105V108H223V112H225V111H227V112H231L232 111V109H233V107L235 108V105L234 106H230V108L228 109V106L229 105H227V107H226ZM53 106H54V104H53ZM66 106V105H65ZM242 107L241 105H240V103H239V105H238V107L236 108V109H233V110H235V112H236V118H237V116L238 117H240V118H245V119H240V120H247L248 119V116L246 115L247 113L246 112H248V111H244L243 112V110H244V108H243V110L242 109H240V107ZM23 107V106H22ZM54 107H56V106H54ZM63 107V106H62ZM219 108L221 107V106H218ZM245 107V106H244ZM58 108H59V106H58ZM183 108H185L184 106H183ZM224 108H225V110H224ZM231 109V111H229ZM36 110V109H35ZM50 110H51V108H50ZM55 110V109H54ZM61 110H62V108L59 110V111H56V113L57 112H59L58 114H56V113H53V114H55L54 116H56L55 118H60V121L61 120H63V121H65L66 123H68V125L69 126H71L74 130L76 129V128H74V126L76 125V124H74V122H76L75 120H76V116H77V113H79V112H77L74 108H69V109H64L65 111H63V112H61ZM208 110V109H207ZM215 110H216V108H215ZM215 110H213V111H215ZM220 111H222V109H219ZM248 110V109H247ZM218 111V110H217ZM22 113L23 112H25V111H21ZM34 112V111H33ZM42 112V111H41ZM167 112V111H166ZM235 112H231V113H235ZM21 113V114H22ZM36 113H37V111H36ZM179 113V112H178ZM200 113V112H199ZM205 113V112H204ZM246 113V114H245ZM17 114V112H13V116H15ZM183 113H181V115H182ZM201 114V113H200ZM209 114V113H208ZM223 114H225V113H223ZM23 115V114H22ZM28 115V114H27ZM36 115V114H35ZM51 115V114H50ZM210 115V114H209ZM215 115V114H214ZM245 115L247 116V117H245ZM26 116V115H25ZM33 116V115H32ZM166 116V115H165ZM208 116V115H207ZM210 117H211V115H210ZM223 117V116H222ZM226 117V116H225ZM234 117V116H233ZM5 118V117H4ZM18 118V117H17ZM78 118V117H77ZM235 118V119H236ZM247 118V119H246ZM79 119V118H78ZM77 119V120H78ZM160 119H162V118H160ZM164 119V118H163ZM182 118H180V120H181ZM227 119V118H226ZM250 119V118H249ZM252 119V118H251ZM5 120V119H4ZM15 120V119H14ZM18 120L20 121V117L18 118ZM23 120V119H22ZM40 120V119H39ZM56 120H59V119H56ZM207 120V119H206ZM211 120V119H210ZM215 120V119H214ZM110 121V120H109ZM162 121V120H161ZM160 121V122H161ZM167 120H165V122H166ZM237 121V120H236ZM55 122V121H54ZM163 122V121H162ZM216 122V121H215ZM214 122V123H215ZM223 122V121H222ZM52 123V122H51ZM50 123V124H51ZM198 123H200V125H198ZM210 123V122H209ZM55 124V123H54ZM167 124V123H166ZM165 123L164 124H161L162 126L163 125H166ZM181 124V125H182ZM206 124V123H205ZM67 125V124H66ZM188 124H186L185 126H187ZM204 125V124H203ZM212 125V124H211ZM231 125V124H230ZM233 125V124H232ZM231 125V126H232ZM235 125V124H234ZM242 125V124H241ZM243 125H245V123L243 122ZM108 126V125H107ZM119 126V125H118ZM253 126V125H252ZM4 127V126H3ZM50 127H53L52 125L50 126ZM49 127V128H50ZM104 127V126H103ZM121 127V125L119 126V128ZM182 127H184V125L182 126ZM224 127H225V124H224ZM226 127H228V125L226 126ZM235 127V126H234ZM244 127H246V126H244ZM247 127H249V126H247ZM108 128V127H107ZM186 128V129H187ZM214 128V127H213ZM218 128V127H217ZM72 129V130H73ZM201 129H203L202 127H201ZM207 129V128H206ZM219 130H220V128H218ZM227 128H225V130H224V128H222V130L221 131H225L226 133H225V135H224V133H222L221 131L218 133V135H216V137L214 136L215 135V133H213L212 134V139L210 138V143H209V145H207V144H205L204 145V147H206V148H204L203 146H201V148H200V144H198L199 145V148H198V146H197V148H196V146H194L193 147V145L194 144H196L195 142H194V144L192 145H190V143L188 144V146H187V140H183V147H180V148H182V149H184V147H185V145L187 146L185 149H184V151H181V152H185L186 153V156H187V159H185V158H182L181 156V158L182 159H185V160H187V161H184V162H187L186 163V166H187V173H186V175H185V179H187V186L188 187H186V185H185V182H181V183H183L184 184V186L186 187V188H189V189H191L189 186H192V184H193V186H194V184L195 183H198V186L200 185L201 186V184H200V178H198V177H201V174L203 173L204 175H205V173H206V170H204V169H202L203 168V166H202V164L203 163H206V162H203V159H204V156L205 155H207V154H214V155H219V157L220 156H222V155H224L223 153L225 152V148H227L229 145V143H230V145H231V142H230V140L232 141H234V140H238V135H235L236 134V130H235V128H234V132H233V130H230V129H233V128H231L230 127V129L228 128L227 130L229 131H227L226 130ZM251 129V128H250ZM6 130V129H5ZM71 130V129H70ZM122 130V129H121ZM181 131H182V129H180ZM184 130V129H183ZM204 130V129H203ZM219 130H217V131H219ZM57 131V130H56ZM141 131V130H140ZM175 131H177V129L175 130ZM175 131H174V134H175ZM180 131V132H181ZM202 131V130H201ZM239 131V130H238ZM247 131H249V130H247ZM75 132V131H74ZM208 132V131H207ZM211 132V131H210ZM141 133V132H140ZM178 133V132H177ZM176 133V134H177ZM196 133V132H195ZM197 133H199V132H197ZM202 133V132H201ZM238 133V132H237ZM241 133V132H240ZM75 134H76V132H75ZM170 134H172V133H170ZM203 134H205V133H203ZM217 134V133H216ZM254 134V133H253ZM52 135V134H51ZM112 135V134H111ZM200 135V134H199ZM241 135V134H240ZM53 136V135H52ZM175 136V135H174ZM248 136V135H247ZM156 137H158L159 138V136H155V139H156ZM162 137V136H161ZM161 137H160V139H161ZM183 138H184V136H182ZM190 137V136H189ZM197 137V136H196ZM215 137V138H214ZM241 137H243V135L241 136ZM169 138V137H168ZM167 138V139H168ZM171 138V137H170ZM176 138V137H175ZM174 138V139H175ZM188 138V137H187ZM200 138V137H199ZM202 138H204V137H202ZM207 138V137H206ZM214 138V139H213ZM54 139V138H53ZM154 139V138H153ZM153 140L152 142H156L154 145L152 144L151 146H149L150 147V149H151V147H156L157 146V148L159 147V146H161L160 144H161V142H163L162 140ZM166 139V138H165ZM165 139H164V141H165ZM166 139V140H167ZM194 139V138H193ZM201 139V138H200ZM244 139V138H243ZM15 140H17V139H15ZM170 140V139H169ZM177 140H179V139H177ZM182 140V139H181ZM197 140V139H196ZM202 140V139H201ZM200 140V141H201ZM209 140V139H208ZM208 140L206 141V142H208ZM253 140V139H252ZM180 141V140H179ZM205 141V140H204ZM233 141H232V143H233ZM22 142V141H21ZM169 142V141H168ZM198 142V141H197ZM201 142H203V141H201ZM240 142H241V140H240ZM165 143V142H164ZM199 143V142H198ZM234 143H236L235 141H234ZM234 143H233V145H234ZM168 144V143H167ZM163 145V144H162ZM178 145V144H177ZM180 145H181V143H180ZM179 145V146H180ZM197 145V144H196ZM202 145V144H201ZM228 145V146H227ZM239 145H240V143H239ZM148 146V145H147ZM165 146H166V144H165ZM6 147V146H5ZM178 147V146H177ZM18 148V147H17ZM169 149H171L170 147H168ZM174 148V147H173ZM172 148V149H173ZM7 149V148H6ZM5 149V150H6ZM149 149V150H150ZM162 149V148H161ZM178 149H179V147H178ZM229 149V148H228ZM18 150H19V148H18ZM151 150H154V149H151ZM151 150H150V152H151ZM155 150H159V148L158 149H156L155 148ZM154 150V151H155ZM239 150V149H238ZM145 152H148L147 151V148L144 150ZM144 151H142V152H140V155H139V153H137L136 154V158H138V157H140L139 158V161H138V163H139V165H141L140 166V168H138L139 170H137V172L134 174V175H132L133 177L131 178V180H132V182H136L139 178L142 180V177H147V179L146 180H144V182H146L145 184L147 185V188L148 189H146L145 191L147 192V197H150V196H152L151 194H154L155 192L156 193H158L159 192V190L160 189H163V181H165L164 179H166V177H167V179L168 178H175V177H172L173 176V172H175V170L176 169H178V166L179 165H177V166H175L176 167V169H175V167H174V165H171L170 163H171V161L169 160V159H171V157H172V152L171 153H168L167 154V156H162V158L163 159H161V157H160V159H161V161H159V162H156L155 161V159L153 160L152 159V161H149V158L151 157V155L152 154H154V151H152L153 153H151V155L149 154V152H148V154L150 155V157H148V155L144 152ZM173 151V150H172ZM179 152L177 149L176 150H174V152ZM224 151V152H223ZM4 152V151H3ZM6 152V151H5ZM4 152V153H5ZM158 152V151H157ZM165 152H168V149H167V151H165ZM164 152V153H165ZM180 152V153H181ZM233 152V151H232ZM19 155H20V159H22L21 158V156H22V154H21V151L19 150ZM155 153H156V151H155ZM179 153V154H180ZM234 153V154H233ZM232 154H233V156L232 155H230V157H231V159H233V157L235 158V152H233ZM157 154V153H156ZM156 154L154 155V156H152V157H155L156 158ZM171 154V156L169 157V155ZM184 154V153H183ZM227 154V153H226ZM24 155V154H23ZM130 155H132V154H130ZM165 155H166V153H165ZM175 155V154H174ZM185 155V154H184ZM264 155V154H263ZM262 155V156H263ZM178 156V155H177ZM238 156V155H237ZM174 157V156H173ZM209 157V156H208ZM207 157V158H208ZM223 157V156H222ZM239 157V156H238ZM243 157V156H242ZM1 158V157H0ZM159 158V157H158ZM180 158V159H181ZM211 158V157H210ZM213 158V157H212ZM217 158V157H216ZM224 159L226 158L225 156L223 157ZM229 158V157H228ZM250 158H251V155H250ZM126 159V158H125ZM124 158H122L121 159V161H120V163H118V164H120V166L122 165L123 166V164H124V162L126 161ZM159 159V160H160ZM172 159H174V158H172ZM181 159V160H182ZM206 159V158H205ZM227 159V158H226ZM240 159V158H239ZM138 160V159H137ZM156 160H157V158H156ZM179 160V159H178ZM207 160V159H206ZM208 160H209V162H211L210 160L211 159H209L208 158ZM216 160H219V159H216ZM235 160V159H234ZM174 161V160H173ZM199 161H202L201 163H199ZM212 161H213V159H212ZM149 162H152V163H149ZM175 162V161H174ZM183 162V163H184ZM234 162V161H233ZM123 163V164H122ZM137 163V164H138ZM179 163V162H178ZM177 162H176V164H178ZM180 163H182V161H180ZM232 163V162H231ZM242 163V162H241ZM241 163L239 162V161H236L235 162V165H234V167H235V170H236V172H240V171H242V172H240V174L241 173H243V168L242 167H244V166H242L241 165ZM247 163V162H246ZM28 164V163H27ZM27 164H25V167L27 166ZM150 164H152V174H148L149 176H151V175H153V177L151 178H149L148 177V175L146 174L147 173V171H146V173H145V168H146V166L148 167ZM172 164H174V163H172ZM199 164H201V166H202V168L200 167V165ZM108 165H109V162H108ZM210 165V164H209ZM184 166V165H183ZM183 166H181V167H183ZM180 167V168H181ZM230 167V166H229ZM29 168V167H28ZM185 168V167H184ZM203 170V171H205V173L202 171V173L201 174H199V176H198V173H199V170H201V169ZM212 168V167H211ZM27 169V168H26ZM229 169V168H228ZM234 169V168H233ZM11 170V169H10ZM10 170L8 171V172H10ZM179 170V169H178ZM177 170V171H178ZM185 170V169H184ZM210 170V169H209ZM231 170V169H230ZM6 171V170H5ZM34 171V169L31 171V172H33ZM132 171V170H131ZM212 171V170H211ZM228 171V170H227ZM12 172V171H11ZM181 172V171H180ZM184 172V171H183ZM2 173V172H1ZM0 173V174H1ZM5 173H7V172H5ZM182 173V172H181ZM215 173V172H214ZM233 173V172H232ZM235 173V172H234ZM253 173V172H252ZM8 174V173H7ZM11 174H13V173H11ZM10 174V175H11ZM180 174V173H179ZM203 174H202V177H203ZM219 174V173H218ZM237 174V173H236ZM246 174V173H245ZM9 175V176H10ZM129 175V174H128ZM231 175V174H230ZM244 175V174H243ZM242 175V176H243ZM6 176V175H5ZM14 176V175H13ZM138 176H140V177H138ZM142 176V177H141ZM179 176V175H178ZM182 176V175H181ZM208 176V175H207ZM237 176V175H236ZM7 177V176H6ZM136 177H137V179H136ZM176 177H177V175H176ZM180 177V176H179ZM201 177V178H202ZM210 177V176H209ZM217 177V176H216ZM220 177V176H219ZM222 177H223V182L225 183H222L224 186H223V188L225 187V188H227V190L229 191V193H226L227 192V190L226 189H224V190H226V192H224L223 190V192L226 194V198H227V200L225 201L224 199V202H222L223 203V208H224V210L226 211V212H229L231 215H229V216H233L235 219H239L240 218V215H241V213L243 212L242 211V206L240 207L239 205H238V200H236V198H235V194L234 193H232V191H231V189L233 188V186H232V184H234L235 182H234V180H233V182L234 183H232L231 184V182H230V179H224V176L222 175ZM226 177H227V175H226ZM10 178V177H9ZM8 178V179H9ZM13 178V177H12ZM184 178V177H183ZM183 178L181 179V180H183ZM205 178V177H204ZM204 178H202L203 179V182H204V180L206 179H204ZM221 178V177H220ZM8 179H5V177H3L2 178V180H1V184H2V187H1V191H3V193L2 194H4V195H9V194H7V193H9L8 192V188L7 187H9L7 184V180ZM16 179H17V177H16ZM15 179V180H16ZM176 179V178H175ZM174 179V180H175ZM213 179V178H212ZM215 179V178H214ZM239 179V178H238ZM237 179V180H238ZM11 180V179H10ZM140 180V182L142 183V181ZM177 180V179H176ZM178 180H180L179 178H178ZM241 181H242V179H240ZM244 180V179H243ZM254 180V179H253ZM12 181V180H11ZM18 182H19V179L17 180ZM139 181V180H138ZM170 181H172V182H174L173 180H170ZM198 181V182H197ZM207 181V180H206ZM214 181V180H213ZM218 181V180H217ZM216 181V182H217ZM219 181H221L222 182V180L220 179ZM13 182V181H12ZM179 182V183H180ZM195 182V183H194ZM211 182V181H210ZM239 182V181H238ZM243 182V181H242ZM9 183H11V182H9ZM17 183V182H16ZM188 183H189V185H188ZM192 183V184H191ZM209 183V182H208ZM165 184V183H164ZM172 184V183H171ZM177 184V183H176ZM205 184H207V183H205ZM216 184V183H215ZM221 183H220V185H222ZM236 184V183H235ZM242 184V183H241ZM240 184V185H241ZM20 185V184H19ZM173 185L175 186V184L173 183ZM182 185V184H181ZM197 185V184H196ZM1 186V185H0ZM14 186V185H13ZM13 186H11V187H13ZM199 186V187H200ZM206 186V185H205ZM209 186V185H208ZM213 186V185H212ZM216 186H219V184L218 185H216ZM14 187H16V185L14 186ZM146 187V186H145ZM169 187V186H168ZM173 187V186H172ZM222 187V186H221ZM232 187V188H231ZM252 187V186H251ZM165 188V187H164ZM175 188H178V186L176 187L175 186ZM183 188V187H182ZM218 188V187H217ZM13 189V188H12ZM11 189V190H12ZM219 189H220V191H221V188H220V186H219ZM17 190V189H16ZM164 190V189H163ZM176 190V189H175ZM178 190V189H177ZM176 190V191H177ZM214 190H215V188H214ZM217 190V189H216ZM233 190V189H232ZM250 190V189H249ZM253 190V189H252ZM43 191V190H42ZM168 191V190H167ZM176 191L174 192V193H176ZM199 191V190H198ZM220 191H219V193H220ZM16 192V191H15ZM22 192V191H21ZM24 192V191H23ZM32 192V191H31ZM142 192V191H141ZM165 192V191H164ZM171 192H173V190L171 189ZM195 192H196V190H195ZM217 193H218V191H216ZM253 192V191H252ZM13 193L14 192H12L11 194L13 195ZM19 193V192H18ZM198 193V192H197ZM212 193V192H211ZM216 194V195H213L212 196V201L214 202L215 200H216V198H217V195H218V200H219V195L220 194ZM10 194V196H12ZM21 194V193H20ZM146 194V193H145ZM169 194V193H168ZM177 194V193H176ZM188 194V193H187ZM192 194V193H191ZM190 194V195H191ZM194 194V193H193ZM258 194V193H257ZM14 195L16 196V193H14ZM13 195V196H14ZM18 195V194H17ZM59 195V194H58ZM150 195V196H149ZM172 195H173V193H172ZM195 195V194H194ZM193 195V196H194ZM224 195V194H223ZM238 196H239V194H237ZM245 195V194H244ZM260 195V194H259ZM258 195V196H259ZM10 196H9V198H10ZM155 196V195H154ZM184 196V195H183ZM187 196V195H186ZM192 196V195H191ZM197 196H199V194L198 195H196L194 198H196ZM203 196V195H202ZM210 196V195H209ZM237 196V199H239V197ZM261 196H262V194H261ZM2 197V196H1ZM140 197V196H139ZM142 197V196H141ZM146 197V198H147ZM185 197V196H184ZM4 198V201H0V222L2 221V223L3 222H5V227H10L11 225L9 224L8 225V223H15V225H16V223L17 224H19V226H21L22 224H20V222L22 223V221L21 220H23L24 219V224L26 223V221H25V214L26 215H30V217H32V216H36V217H39V221L37 222V218L36 217H33V219L32 218H30L29 216H27V217H29L28 219H30V220H32V222H33V220H35L36 221V223H35V221L32 223L31 221H30V223H32V224H30L29 222H27L28 224H30V225H27V226H24V225H22V226H24V228H25V233L27 234V236H29V234H30V236L32 235H36V234H39L38 232H40L39 230H45V228L41 225V223H42V221H43V215L42 216H40L39 214H40V211H39V214H37L36 213V210L37 209H39V208H36V210L34 209L35 208V206H37V205H33V204H29V205H32L31 206V211H30V209H28L29 208V205H28V203L27 204H24V203H26L25 201H21L20 202V200H17V199H19V197H16V198H13L12 197V199L11 200H9L8 199V201H10V202H8L7 201V198H5V197H3ZM22 198V197H21ZM59 198H60V196H59ZM152 198V197H151ZM154 198V197H153ZM168 198V197H167ZM169 198H171V197H169ZM221 198H223V196L221 197ZM225 198V197H224ZM246 198V197H245ZM260 198V197H259ZM16 199V200H15ZM160 200L162 199V198H159ZM177 199V198H176ZM181 199V198H180ZM186 199V198H185ZM188 199V198H187ZM241 199V198H240ZM2 200V199H1ZM5 200H6V202H5ZM25 200V199H24ZM60 200H62V199H60ZM134 199H130L129 197L127 198H125V199H123V201H124V204H126V206H128V208H131L132 207V209H133V207H135L136 205L135 204H137V203H134V202H137V201H133ZM135 200H137V199H135ZM163 200V199H162ZM161 200V201H162ZM165 200V199H164ZM163 200V201H164ZM17 201H18V203H17ZM27 201V200H26ZM32 201V200H31ZM122 201V200H121ZM156 201H158V199L156 200ZM160 201V202H161ZM171 201V200H170ZM211 201V202H212ZM261 201L263 202L264 201V196H262V199H261ZM27 202H29V201H27ZM61 202H63V201H61ZM159 202V201H158ZM166 202H169V200L168 199H166V201H165V203L164 204H166ZM192 202H194V201H192ZM216 202V204H217V201H215ZM215 202H214V204H215ZM65 203V202H64ZM122 203V202H121ZM176 203V202H175ZM199 203V202H198ZM236 203H237V206H236ZM63 204V203H62ZM163 204V203H162ZM193 204V203H192ZM133 205H135V206H133ZM159 205V204H158ZM195 205V204H194ZM206 205V204H205ZM209 205H213V204H209ZM34 206V207H33ZM130 206V207H129ZM140 206V205H139ZM142 206V205H141ZM199 206V205H198ZM221 206V205H220ZM28 207V208H27ZM38 207V206H37ZM138 207V206H137ZM216 207V206H215ZM218 207V206H217ZM247 207H248V210H249V212H250V214H249V219H252V220H255V221H261L263 218H264V209H262V208H260V206H259V204L258 203H256V202H249L248 203V205H247ZM32 208L35 210V212L34 211H32ZM60 208V207H59ZM136 208V207H135ZM146 208V207H145ZM183 208H184V206H183ZM183 208H181V210L183 209ZM202 208V207H201ZM41 209H43V208H41ZM171 209V208H170ZM173 209V208H172ZM245 209V208H244ZM40 210V209H39ZM44 210V209H43ZM72 210V209H71ZM181 210H178V212L179 211H181ZM198 210V209H197ZM200 210H202V209H200ZM45 211V210H44ZM75 211H77V210H75ZM129 211V210H128ZM138 211V210H137ZM170 211V210H169ZM189 211H191V210H189ZM206 211H208V210H205L204 212H206ZM211 211V210H210ZM209 211V212H210ZM212 211H213V209H212ZM215 211H217V210H215ZM219 211V210H218ZM224 211V213H226ZM34 212V213H33ZM147 212V211H146ZM150 212V211H149ZM152 212V211H151ZM42 213H43V211H42ZM77 213V212H76ZM120 213V212H119ZM142 213H143V211H142ZM173 213V212H172ZM181 213V212H180ZM177 214V213H175L176 215H180V217H182L183 215H184V210H183V212H182V214ZM194 212H192V214H193ZM197 213H198V211H197ZM200 213V212H199ZM216 213H218V212H216ZM216 213H213V214H215L216 215ZM248 213V212H247ZM32 214H35V215H32ZM186 214H187V212H186ZM191 214V215H192ZM212 214V215H213ZM228 214V213H227ZM32 215V216H31ZM77 215H78V217H76V222L78 223V222H82L81 220H82V218L80 217L81 215L80 214H78L77 213ZM76 215V216H77ZM80 215V216H79ZM119 215V214H118ZM134 215H136V214H134ZM149 215V214H148ZM162 215V214H161ZM165 216H167L166 214H164ZM189 215V214H188ZM195 215H197L196 214V212H195ZM206 215H207V213H206ZM209 215H211V213L209 214ZM219 215V214H218ZM218 215H216L217 217H219ZM223 215V214H222ZM169 216V215H168ZM171 216V215H170ZM173 216V215H172ZM199 216H201V215H199ZM208 216V215H207ZM214 216V215H213ZM45 217V216H44ZM81 219H80V218ZM174 217H176L175 215H174ZM185 217H186V215H185ZM216 217V218H217ZM221 217V216H220ZM246 217V216H245ZM40 218H42V219H40ZM48 217H46L45 219H47ZM77 218H79V219H77ZM150 218H151V216H150ZM163 218V217H162ZM193 218V217H192ZM192 218H188V216H187V219L189 220H191ZM223 217H221L220 219H222ZM228 218V217H227ZM247 218V217H246ZM44 219V220H45ZM132 219V218H131ZM142 219V218H141ZM167 218L165 217V220H166ZM169 219V218H168ZM176 219V218H175ZM174 218H173V221L175 220ZM181 219V218H180ZM179 219V220H180ZM183 219V218H182ZM185 219V218H184ZM184 219L182 220V221H184ZM199 219V218H198ZM198 219H196V221L198 220ZM201 219V218H200ZM214 219V218H213ZM225 219V218H224ZM248 219V218H247ZM247 219H245V221L247 220ZM27 220V219H26ZM41 220V221H40ZM78 220V221H77ZM160 220V219H159ZM155 221L154 222V220H153V222L152 221H147V218H146V220H145V222L142 224V231H140V232H142V237H143V247L144 248H142V249H146L147 251H146V253L147 252H149V254H148V258H149V260H152V261H154V263L155 262H159L160 264H169L170 263V261L171 260H174V259H172L171 257V253L168 251L169 250V248L171 249V247H169L170 245H171V242H173V241H175V240H173V241H171V240H169L170 239V236L172 235V237H173V235H174V237L177 235L176 234V232H179L180 231V228L178 229L179 231H177V228L175 229L174 227V225H172V226H174V227H172V226H170V225H168L169 224V222L168 221H165L164 219H163V221ZM172 220V219H171ZM194 220V219H193ZM226 220V219H225ZM251 220V221H252ZM29 221V220H28ZM47 222H49L48 220H46ZM46 221H44V223L43 224H51L52 222H49V223H45ZM50 221H51V218H50ZM55 221V220H54ZM139 221V220H138ZM170 221V220H169ZM195 221V220H194ZM215 221H217V220H215ZM222 222H223V219L221 220ZM245 221L243 222V224H245ZM250 221V222H251ZM73 222V221H72ZM84 222V221H83ZM86 222V221H85ZM129 222H131V221H129ZM133 222V221H132ZM180 222H181V220H180ZM185 222V221H184ZM183 222V223H184ZM191 222V221H190ZM221 222V223H222ZM247 222H249V220H247ZM246 222V223H247ZM6 223H7V225L8 226H6ZM26 223V224H27ZM54 223V222H53ZM127 223L128 222H126V225H127ZM135 223V222H134ZM139 223V222H138ZM156 223V224H155ZM170 223H172V224H174L173 222H171L170 221ZM192 223V222H191ZM200 223V222H199ZM217 223H219V221L217 222ZM225 222H223V224H224ZM4 224V223H3ZM25 224V225H26ZM34 224V225H33ZM37 224H39V225H37ZM68 224V223H67ZM73 224V223H72ZM83 225H81V226H85L84 225V223H82ZM86 224V223H85ZM131 225H132V223H130ZM129 224V225H130ZM155 224V225H154ZM158 224V225H157ZM14 224H12V226H13ZM14 225V226H15ZM60 225V224H59ZM90 225V223L89 224H87V228H88V226ZM139 225V224H138ZM156 225H157V227H156ZM183 225V224H182ZM187 225V224H186ZM191 225V224H190ZM197 225V224H196ZM219 225H220V223H219ZM246 225V224H245ZM245 225H243V226H245ZM4 226V225H3ZM2 226V227H3ZM13 226V227H14ZM18 226V225H17ZM37 226H39V227H37ZM40 226L42 227V228H40ZM56 226V225H55ZM185 226V225H184ZM222 226V225H221ZM0 227H1V225H0ZM27 227V228H26ZM57 227V226H56ZM70 227H72V226H70ZM80 227V226H79ZM190 227V226H189ZM193 226H191V228H192ZM201 227V226H200ZM253 227V226H252ZM12 228V227H11ZM11 228H9V230H8V228H4L3 227V230H4V233L3 234H7V235H10L11 237H15L16 238V236L18 235V237H19V235L21 236V234H18V233H15L14 232V230L16 229V227L14 228V230L12 231V229ZM18 228V227H17ZM23 228V229H24ZM82 228V227H81ZM183 228V227H182ZM186 228V227H185ZM220 228V227H219ZM238 228V227H237ZM236 228V229H237ZM20 229H22V228H20ZM83 229V228H82ZM86 229V228H85ZM89 229V228H88ZM132 229V228H131ZM175 229V230H174ZM2 230V228L0 229V231ZM18 230H19V228H18ZM41 230V231H42ZM43 230V231H44ZM78 230H80V229H78ZM138 230V229H137ZM198 230V229H197ZM76 231V230H75ZM118 231V230H117ZM120 232H121V229L119 230ZM125 231V230H124ZM186 231V230H185ZM247 231V230H246ZM3 232V231H2ZM1 232V233H2ZM18 232V231H17ZM23 232V233H24ZM78 232V234L77 235H79V231H77ZM81 232L83 233V235L85 234V236L87 235H90L91 233L90 232H88V231H86V230H80V236L82 235L81 234ZM88 232V233H87ZM119 232V233H120ZM195 232H197V231H195ZM0 233V234H1ZM22 233V232H21ZM22 233V234H23ZM41 233H44V232H40V234ZM90 233V234H89ZM138 233H139V231H138ZM25 234V235H26ZM122 234V232L120 233V236H122L123 234H124V232H123V234ZM188 234V233H187ZM202 234V233H201ZM255 234V233H254ZM4 235V236H5ZM6 235V236H7ZM82 235V236H83ZM125 235V234H124ZM137 235V234H136ZM189 235H191V234H189ZM198 236H199V233L197 234ZM196 235V236H197ZM203 235V234H202ZM1 236L2 235H0V238H1ZM23 236V235H22ZM31 236V237H32ZM37 236V235H36ZM35 236V237H36ZM42 236V235H41ZM82 236L80 237V238H82ZM86 236V237H87ZM91 236V235H90ZM135 236V235H134ZM178 236H182L181 234H180V232H179V235ZM184 236V235H183ZM181 237L182 239L184 238V237ZM191 236H194V235H191ZM86 237H84V238H86ZM112 237V236H111ZM123 237V236H122ZM255 237V236H254ZM23 238V237H22ZM37 238H40V236L39 237H36V239ZM134 238V237H133ZM175 238H177V237H175ZM180 238V237H179ZM181 238L180 239H176L177 240V242H179V240H181ZM185 238H187V237H185ZM191 238V237H190ZM252 238V237H251ZM10 239V238H9ZM14 239V238H13ZM33 239H35V238H33ZM42 239V238H41ZM115 239H116V241H118V239L119 240H121L120 239V237H119V234H118V232H117V234L115 233ZM115 239H114V241H115ZM137 239L139 240V238H138V236H137ZM172 239V238H171ZM189 238H187V240H188ZM200 239H202V238H200ZM253 239V238H252ZM252 239H250L249 240V242H248V247H247V250L243 253V255L241 256V253H239V249H237V248H230V249H228L227 248V250H226V252H225V254H227L226 255V257H224L223 258V260L220 262V263H222V264H225V263H230L231 261H233V262H239L240 264H257V261H255V260H252V258H251V256H250V253H251V247L253 246V241H252ZM11 240V239H10ZM18 240H20V239H18ZM40 240V239H39ZM43 240V239H42ZM186 239H184L183 241H185ZM256 240V239H255ZM4 241H5V239H4ZM12 241V240H11ZM23 241V240H22ZM33 241V240H32ZM132 241H134V240H132ZM137 241V240H136ZM182 241V240H181ZM181 241L179 242V244L181 243ZM204 241V239L202 240V242L200 243V246H199V249L201 250V253L200 254H202V256H203V259L201 260V262H200V264H212V263H216L215 261H213L212 259H214L215 257H217V252H215L217 249H219L218 247H217V249L215 250V248H216V246L215 245H213V243L212 244H207V243H205V242H203ZM7 242V241H6ZM18 242V241H17ZM16 242V243H17ZM36 242V247H39L40 245V242H39V244H37V240H35L34 242H31V243H35ZM135 242V241H134ZM138 242V241H137ZM191 242V241H190ZM210 242V241H209ZM1 243V242H0ZM3 243V242H2ZM1 243V245H4V244H2ZM5 243V242H4ZM12 243V242H11ZM111 243H112V241H111ZM133 243V242H132ZM136 243V242H135ZM141 243V244H142ZM184 242H182L181 244H183ZM189 243V242H188ZM8 244V243H7ZM21 243H19V245H20ZM44 244V243H43ZM128 244V243H127ZM168 244H170V245H168ZM176 244V243H175ZM185 244H187V243H184V245L183 246H181V245H179V249L177 250V252H175L174 254H176V258H177V255H182L183 256V258L184 259H189V258H185V256H187L188 255V250L190 249V247H189V245L187 244V246L185 245ZM1 245H0V247H1ZM13 245H14V243H13ZM23 245V244H22ZM45 245V244H44ZM46 245H50V242L48 243V244H46ZM119 245V244H118ZM134 245V244H133ZM136 245V244H135ZM134 245V246H135ZM138 245V244H137ZM167 245H168V247H167ZM173 245H174V243H173ZM177 245V244H176ZM197 245V244H196ZM215 246V248L213 247V246ZM217 245V244H216ZM232 245V244H231ZM7 247L9 246V245H6ZM16 246H17V244H16ZM31 246V245H30ZM29 246V247H30ZM264 246V245H263ZM2 247H5V245L4 246H2ZM0 248V250L1 249H3V248ZM21 247V246H20ZM25 247H27V245L25 246ZM24 247V248H25ZM32 247V246H31ZM46 247V246H45ZM262 247V246H261ZM12 248V247H11ZM23 248V249H24ZM168 248V249H167ZM260 248V247H259ZM5 249H7L6 247L3 249V250H5ZM56 249V248H55ZM173 249V248H172ZM174 249L176 250V248L174 247ZM173 249V250H174ZM207 249H209V251L207 252L206 250ZM15 250V249H14ZM19 250H22L21 248L19 249ZM47 250V249H46ZM129 250V249H128ZM191 250V249H190ZM189 250V251H190ZM35 251V250H34ZM142 251H144V250H142ZM259 251L260 250H258V257L260 258V260H263V259H261L262 257H260V254H259ZM3 252V251H2ZM51 252V251H50ZM134 252V251H133ZM137 252H138V250H137ZM135 253L136 255H138V253ZM7 253V252H6ZM22 253V252H21ZM133 253V254H134ZM11 255V254H10ZM91 255V254H90ZM240 256V257H238V256ZM8 256V255H7ZM132 256V255H131ZM135 256V255H134ZM144 256H145V253H144ZM175 256V255H174ZM173 256V257H174ZM9 257V256H8ZM11 257V256H10ZM143 256H141V258H142ZM181 257V256H180ZM179 257V258H180ZM5 258V257H4ZM171 259V260H170ZM25 260V259H24ZM170 260V261H169ZM179 260H183V259H179ZM2 261V260H1ZM169 261V262H168ZM175 261H177V259H175ZM264 261V260H263ZM263 261H259V264H264V262ZM148 262V261H147ZM172 262L174 263V261H171V264H172ZM144 263V262H143ZM152 263V262H151ZM180 263V262H179ZM182 263H183V261H182ZM185 263V262H184ZM28 264V263H27ZM149 264V263H148ZM156 264V263H155ZM158 264V263H157ZM193 264H197V263H193Z\"/></svg>",
	"mask_w": 264,
	"mask_h": 264
},
{
	"label": "built area",
	"instance_id": "obj_3",
	"mask_svg": "<svg viewBox=\"0 0 264 264\" xmlns=\"http://www.w3.org/2000/svg\"><path fill=\"white\" fill-rule=\"evenodd\" d=\"M259 254H260V257H262L261 259L264 260V246L260 248Z\"/></svg>",
	"mask_w": 264,
	"mask_h": 264
}]
</instances>
